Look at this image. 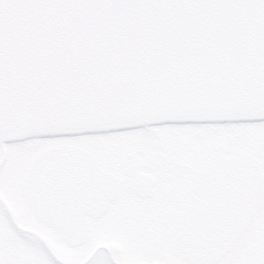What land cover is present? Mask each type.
<instances>
[{"label":"snow or ice","instance_id":"obj_1","mask_svg":"<svg viewBox=\"0 0 264 264\" xmlns=\"http://www.w3.org/2000/svg\"><path fill=\"white\" fill-rule=\"evenodd\" d=\"M0 264H264V0H0Z\"/></svg>","mask_w":264,"mask_h":264}]
</instances>
